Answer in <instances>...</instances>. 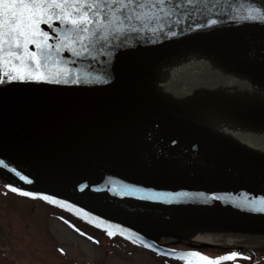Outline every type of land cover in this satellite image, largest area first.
Instances as JSON below:
<instances>
[{"label":"water","instance_id":"1","mask_svg":"<svg viewBox=\"0 0 264 264\" xmlns=\"http://www.w3.org/2000/svg\"><path fill=\"white\" fill-rule=\"evenodd\" d=\"M249 4L264 8V0H197L194 4L179 0L170 9L173 16L164 17L165 26L156 33L145 30L113 35L111 43L102 41L93 46L94 57L61 53L70 58L73 71L80 72V83L6 80L0 84V150L5 153L0 152V176L25 191L45 193L62 204L124 227L130 222L121 212L123 208L175 211L264 226V212L241 206L264 197V166L208 147L202 140L187 135L188 130L163 126L157 144L161 143V148L168 140L167 151L156 158L163 161L174 155L194 175L174 171L175 179L168 176L167 167H155L153 163L114 167L86 143L82 144L77 135L60 128L59 124L65 129L59 115L62 106L55 104V99L64 94L87 96L119 84L129 85L135 67L148 66L183 38L206 32L242 33L264 60V21L240 19L247 16ZM208 20L215 23L209 25ZM197 24L201 27L197 28ZM46 110L56 115L53 114L51 124L45 119ZM125 184L133 189H124L120 195ZM135 189L143 191L131 194ZM178 193L187 195L173 198ZM154 194H164L165 198L153 200L150 197Z\"/></svg>","mask_w":264,"mask_h":264},{"label":"bare ground","instance_id":"2","mask_svg":"<svg viewBox=\"0 0 264 264\" xmlns=\"http://www.w3.org/2000/svg\"><path fill=\"white\" fill-rule=\"evenodd\" d=\"M242 36L216 31L185 37L148 66L135 67L129 85L87 96L64 94L55 99L62 106L59 115L65 129L59 126L77 135L112 166L153 163L167 167L172 178L174 171L194 175L182 159L170 155L161 161L154 153L161 145L157 144L160 130L181 128L186 132L188 127L187 135L204 145L263 167L264 60L258 48ZM235 38L251 45L243 47ZM45 114L51 124L56 115L47 110ZM121 212L127 222L136 220V229L144 230L145 221L169 224L182 236L205 245L264 247V226L251 222L145 208H123ZM206 230L218 232L212 233L216 239H200Z\"/></svg>","mask_w":264,"mask_h":264},{"label":"snow or ice","instance_id":"3","mask_svg":"<svg viewBox=\"0 0 264 264\" xmlns=\"http://www.w3.org/2000/svg\"><path fill=\"white\" fill-rule=\"evenodd\" d=\"M196 2L187 0L189 4ZM178 3L179 0H0V84L6 80L80 83V72H74L70 58L61 53L68 51L74 57H94L93 46L102 41L111 43L113 35L119 36L125 31L144 33L145 30L156 33L158 28L165 26L163 18L173 16L170 9ZM246 12L247 16L240 19L264 21V8L249 4ZM154 22L155 26H152ZM213 23L215 21L208 20L209 25ZM195 26L201 27L199 24ZM7 187L28 197H42L45 201L60 203L45 193L25 191L11 184ZM124 189H133V186L122 185L120 195L124 194ZM140 191L143 190L135 189L131 194ZM183 195L187 194L178 193L173 198ZM150 198L162 200L165 195L154 194ZM241 206L264 212V197ZM107 234L116 235L110 229ZM175 255L184 264H220L242 257L243 253L229 251L211 257L190 250Z\"/></svg>","mask_w":264,"mask_h":264},{"label":"rangeland","instance_id":"4","mask_svg":"<svg viewBox=\"0 0 264 264\" xmlns=\"http://www.w3.org/2000/svg\"><path fill=\"white\" fill-rule=\"evenodd\" d=\"M235 40L246 48L251 45L240 38ZM8 184L13 186L0 176V264H184V261L163 258L130 240L109 236L61 206L8 191L11 190ZM143 225L145 233L154 238L144 236L166 248L191 250L195 247L211 257L237 251L243 256L220 264H264L263 245H205L202 241H192L193 237L182 236L169 224L145 221ZM212 233L218 232L207 231L200 239H216Z\"/></svg>","mask_w":264,"mask_h":264}]
</instances>
